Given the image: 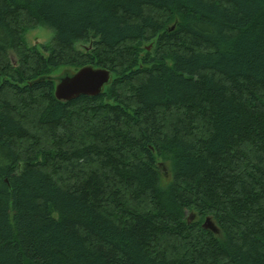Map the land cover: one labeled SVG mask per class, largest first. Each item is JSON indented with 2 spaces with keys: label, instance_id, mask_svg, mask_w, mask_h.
Segmentation results:
<instances>
[{
  "label": "trees",
  "instance_id": "16d2710c",
  "mask_svg": "<svg viewBox=\"0 0 264 264\" xmlns=\"http://www.w3.org/2000/svg\"><path fill=\"white\" fill-rule=\"evenodd\" d=\"M0 264H264V0H0Z\"/></svg>",
  "mask_w": 264,
  "mask_h": 264
},
{
  "label": "water",
  "instance_id": "95a60500",
  "mask_svg": "<svg viewBox=\"0 0 264 264\" xmlns=\"http://www.w3.org/2000/svg\"><path fill=\"white\" fill-rule=\"evenodd\" d=\"M54 82V97L59 101H72L80 96H99L111 82V73L105 68L92 65L83 66L75 71L65 69L57 77H50ZM164 170V164L159 163ZM191 215L188 219L190 221ZM205 230L217 233V228L210 217H206L201 224Z\"/></svg>",
  "mask_w": 264,
  "mask_h": 264
},
{
  "label": "rangeland",
  "instance_id": "374dc122",
  "mask_svg": "<svg viewBox=\"0 0 264 264\" xmlns=\"http://www.w3.org/2000/svg\"><path fill=\"white\" fill-rule=\"evenodd\" d=\"M172 27V25L169 27V29ZM53 36V32L48 29L45 26H36L34 28H31L29 30H27L24 34H23V39L25 41V44L27 45V47H36L38 50H40L41 45L47 44L48 41L51 39V37ZM154 45H155V41L154 39L150 42L145 43V45H143V49L147 52H152V50L154 49ZM88 47H90V44H85V43H77L75 45V48L83 51L85 49H87ZM142 54H144L142 52ZM12 62H14V58H11ZM65 67H61L56 69L55 71H53L51 73V77H57L59 76L63 70H65ZM71 70V69H69ZM73 71V70H71ZM164 170H161V176L163 177L164 180L168 179L169 177V170H168V165L165 164L164 165ZM189 214L186 215V218L189 219ZM191 221V220H190Z\"/></svg>",
  "mask_w": 264,
  "mask_h": 264
}]
</instances>
